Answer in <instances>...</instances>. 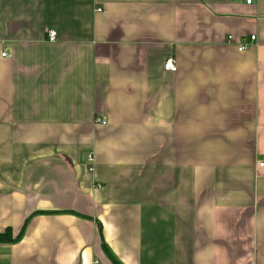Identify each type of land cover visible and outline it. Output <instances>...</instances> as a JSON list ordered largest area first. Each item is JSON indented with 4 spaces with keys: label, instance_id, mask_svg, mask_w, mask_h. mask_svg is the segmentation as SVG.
I'll return each instance as SVG.
<instances>
[{
    "label": "crops",
    "instance_id": "0c3cea01",
    "mask_svg": "<svg viewBox=\"0 0 264 264\" xmlns=\"http://www.w3.org/2000/svg\"><path fill=\"white\" fill-rule=\"evenodd\" d=\"M260 162L264 0H0V264H264Z\"/></svg>",
    "mask_w": 264,
    "mask_h": 264
},
{
    "label": "built area",
    "instance_id": "2783aa9c",
    "mask_svg": "<svg viewBox=\"0 0 264 264\" xmlns=\"http://www.w3.org/2000/svg\"><path fill=\"white\" fill-rule=\"evenodd\" d=\"M239 1H242V2H244L245 4H247V5H251L253 2H254V0H239ZM99 10V9H98ZM46 37H47V40L48 41H50V42H54L55 41V32L53 31V30H49L48 32H47V35H46ZM228 39H229V41L231 40V37L230 36H228ZM255 40V36H253V35H251L250 36V41L248 42V43H245V44H241V45H239L238 46V49L239 50H247L252 44H253V41ZM2 56L3 57H10V55L9 54H7L6 52H3L2 53ZM164 69L166 70V71H170V72H175L176 71V65H175V62H174V60H173V58H168L166 61H165V63H164ZM96 121H97V123H101V124H105V121L104 120H102V119H100V118H97L96 119ZM84 161H85V164H86V166H87V170L89 171V172H93V170H94V157H93V155H92V153H87L85 156H84ZM263 162H260L259 163V166H263ZM95 187L96 188H100L101 187V185H99V184H95ZM93 264H99L98 263V261H94V263Z\"/></svg>",
    "mask_w": 264,
    "mask_h": 264
},
{
    "label": "trees",
    "instance_id": "16d2710c",
    "mask_svg": "<svg viewBox=\"0 0 264 264\" xmlns=\"http://www.w3.org/2000/svg\"><path fill=\"white\" fill-rule=\"evenodd\" d=\"M11 240L13 239L11 238L8 230L7 232L0 233V242H10Z\"/></svg>",
    "mask_w": 264,
    "mask_h": 264
}]
</instances>
